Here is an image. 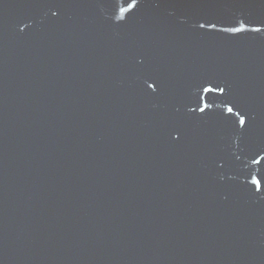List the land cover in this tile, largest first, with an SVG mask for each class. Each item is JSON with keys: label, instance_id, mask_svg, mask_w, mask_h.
I'll return each mask as SVG.
<instances>
[{"label": "water", "instance_id": "95a60500", "mask_svg": "<svg viewBox=\"0 0 264 264\" xmlns=\"http://www.w3.org/2000/svg\"><path fill=\"white\" fill-rule=\"evenodd\" d=\"M0 264H264V0H0Z\"/></svg>", "mask_w": 264, "mask_h": 264}, {"label": "snow or ice", "instance_id": "6c2138e0", "mask_svg": "<svg viewBox=\"0 0 264 264\" xmlns=\"http://www.w3.org/2000/svg\"><path fill=\"white\" fill-rule=\"evenodd\" d=\"M241 123H243V120H241Z\"/></svg>", "mask_w": 264, "mask_h": 264}]
</instances>
